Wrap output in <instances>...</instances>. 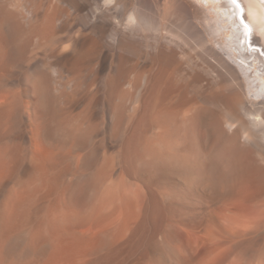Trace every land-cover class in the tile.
<instances>
[{
  "label": "bare ground",
  "instance_id": "6f19581e",
  "mask_svg": "<svg viewBox=\"0 0 264 264\" xmlns=\"http://www.w3.org/2000/svg\"><path fill=\"white\" fill-rule=\"evenodd\" d=\"M238 4L0 0V264H264V0Z\"/></svg>",
  "mask_w": 264,
  "mask_h": 264
},
{
  "label": "rangeland",
  "instance_id": "374dc122",
  "mask_svg": "<svg viewBox=\"0 0 264 264\" xmlns=\"http://www.w3.org/2000/svg\"><path fill=\"white\" fill-rule=\"evenodd\" d=\"M244 12H245V11H243V9H242V11H241V13H240L242 19H243V17H244ZM244 23H245V24H244ZM243 24H244V27H245V28H246V27L249 28L248 34H249V36H250L251 28H250V26H248L249 24L246 23V21H245L244 19H243ZM247 24H248V25H247Z\"/></svg>",
  "mask_w": 264,
  "mask_h": 264
},
{
  "label": "snow or ice",
  "instance_id": "6c2138e0",
  "mask_svg": "<svg viewBox=\"0 0 264 264\" xmlns=\"http://www.w3.org/2000/svg\"><path fill=\"white\" fill-rule=\"evenodd\" d=\"M233 3H237V5L239 6L238 0H233Z\"/></svg>",
  "mask_w": 264,
  "mask_h": 264
}]
</instances>
